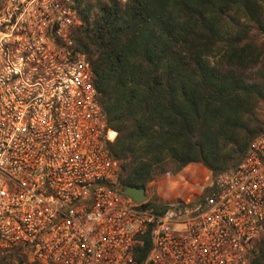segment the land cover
<instances>
[{
    "label": "built area",
    "instance_id": "built-area-1",
    "mask_svg": "<svg viewBox=\"0 0 264 264\" xmlns=\"http://www.w3.org/2000/svg\"><path fill=\"white\" fill-rule=\"evenodd\" d=\"M76 4L0 0V252L31 264H249L264 236V133L194 202L161 214L133 203L74 43Z\"/></svg>",
    "mask_w": 264,
    "mask_h": 264
},
{
    "label": "trees",
    "instance_id": "trees-1",
    "mask_svg": "<svg viewBox=\"0 0 264 264\" xmlns=\"http://www.w3.org/2000/svg\"><path fill=\"white\" fill-rule=\"evenodd\" d=\"M75 8L74 43L116 133L107 149L120 164V190H146L189 165L216 177L264 133L256 113L264 104V0H77ZM142 207L167 209L149 200ZM256 248L249 264H264V236ZM149 250L145 237L137 261ZM10 253L0 252V264Z\"/></svg>",
    "mask_w": 264,
    "mask_h": 264
},
{
    "label": "rangeland",
    "instance_id": "rangeland-1",
    "mask_svg": "<svg viewBox=\"0 0 264 264\" xmlns=\"http://www.w3.org/2000/svg\"><path fill=\"white\" fill-rule=\"evenodd\" d=\"M256 113L258 118L264 122V104L259 106ZM183 170L174 176V181L177 184L166 183L167 181L163 177L154 178L148 183L145 190L146 201L149 200L161 205L176 199H186L187 202L192 203L207 193L214 177L209 176L200 165H189ZM188 177L189 179H186ZM190 177H194V180L192 181ZM174 185L178 186L177 189ZM10 254L12 257L8 259L9 264H30L18 252H11Z\"/></svg>",
    "mask_w": 264,
    "mask_h": 264
},
{
    "label": "water",
    "instance_id": "water-1",
    "mask_svg": "<svg viewBox=\"0 0 264 264\" xmlns=\"http://www.w3.org/2000/svg\"><path fill=\"white\" fill-rule=\"evenodd\" d=\"M121 193L135 204H141L147 200V195L143 188L128 187L122 190Z\"/></svg>",
    "mask_w": 264,
    "mask_h": 264
},
{
    "label": "crops",
    "instance_id": "crops-1",
    "mask_svg": "<svg viewBox=\"0 0 264 264\" xmlns=\"http://www.w3.org/2000/svg\"><path fill=\"white\" fill-rule=\"evenodd\" d=\"M183 171H184V170H183ZM178 174H179V173H178ZM178 174H177V175H178ZM190 178H191L192 181L194 180V179H193L194 177H193V178L190 177ZM186 179H189V177L186 178ZM166 183L177 184L176 181H174V176L172 177V179L168 180ZM174 186H175V188L178 187L177 185H174ZM176 189H177V188H176ZM190 193H191V192H190ZM188 194H189V193H188ZM188 194H185V195H188ZM174 195H175V194H174Z\"/></svg>",
    "mask_w": 264,
    "mask_h": 264
},
{
    "label": "bare ground",
    "instance_id": "bare-ground-1",
    "mask_svg": "<svg viewBox=\"0 0 264 264\" xmlns=\"http://www.w3.org/2000/svg\"><path fill=\"white\" fill-rule=\"evenodd\" d=\"M114 134H111V137H113Z\"/></svg>",
    "mask_w": 264,
    "mask_h": 264
}]
</instances>
